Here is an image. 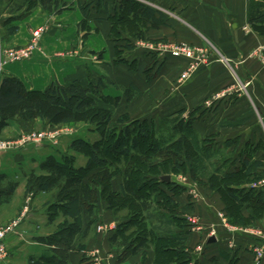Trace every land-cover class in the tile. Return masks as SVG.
<instances>
[{"label": "rangeland", "instance_id": "1", "mask_svg": "<svg viewBox=\"0 0 264 264\" xmlns=\"http://www.w3.org/2000/svg\"><path fill=\"white\" fill-rule=\"evenodd\" d=\"M260 1L263 2L264 0H251L249 2L250 11L252 6ZM191 22L195 23V21ZM90 23H84L83 21L80 24L83 29L87 25L86 33L82 31L73 35V46L66 53L57 51L55 53L51 52L48 54L45 52V54H42V42L47 33V28H39L40 30L43 29L44 32L34 56L43 55V57L52 58L59 62L64 60V58L70 59L72 62L71 66L85 64V77L76 81L81 82L85 86L91 85L93 87L102 83L101 94L98 93L97 95L98 102L100 107L113 112L114 120L112 126L114 127L117 126L116 124L119 120H124V123L118 125L121 130L135 124L133 128L146 126L154 131L155 134H158L159 138L161 135L165 138L171 134L170 136L180 139L183 136L172 130V121L177 124L182 119L186 124L189 123L201 141H209L207 146L209 145L211 153L210 155H205L206 162L201 161L207 173L203 181H196L192 178V163L186 159L184 160L185 167L180 172L174 171L172 164L171 166L168 165L169 163L166 164L169 166L168 168L171 167L172 169L163 178L169 176L171 178L170 183L174 182L179 187L178 191L181 190L177 196L179 199L178 204L181 206L179 215L185 217L190 225H192L191 220H194L199 225L211 226V234L214 232V237L216 238L247 236L252 239L264 240V209L254 205L238 208L229 201L225 193L221 192L223 191L222 187H220V191L215 187L213 188L212 185L210 187L208 179V176L215 177L218 168L221 170V173L217 174L218 176L234 172L242 165L245 158L252 162L259 159L264 164V138L257 136V134L243 133L245 127L248 126L250 129V126L254 123L264 129V115L261 114L254 98L253 76L246 75L244 71L245 66H250L261 72L262 76L264 75V36L253 30L248 18L246 26H241L238 31V33L242 34L238 39L246 50L244 56L237 60L235 50L232 49L231 54H224L217 45L208 40L204 34L202 35L196 31L191 23L187 21L184 22L185 30L182 40L176 37H168L165 40L156 41L149 38L150 28L147 26H142L141 28L136 24L137 28L126 27L127 30H123L125 36L121 38L116 35V31L120 30L121 26H115L114 28V23L111 19L100 28ZM100 30L101 32L109 31L108 36L99 37L98 32ZM137 33L143 34V39L138 37ZM31 41L32 39L26 46L9 47L5 51L0 52V62L4 64L0 74V82L3 78L8 77L17 78L21 81L19 77L13 74L7 75L4 70L6 65H14L10 61L11 52L27 48ZM117 41L118 43L120 42V46H118ZM129 45L134 50L128 49ZM110 49H114V51ZM146 59H149L150 64L139 63V61ZM31 60H28V62H31ZM176 60H184L186 62L184 64H170ZM11 66L9 68L14 67ZM36 67L41 68L40 66ZM54 67L57 69L53 72L58 74V76L64 73L63 70L65 69L63 67ZM211 73L213 76H211ZM34 74L33 72L30 73L27 81H30ZM209 78H211V85L205 82ZM220 78L223 80L221 81L222 83L218 82ZM76 81H71L65 85ZM216 81L217 83H215ZM196 82H198L201 92L209 91L205 94L203 102H201L203 105L196 109L192 108L191 111L180 110L182 96L187 97L189 90L195 87ZM52 83L59 82L55 80ZM127 91H131L134 97L130 103L125 95ZM116 98L121 99V103L117 107L115 106ZM37 123L34 130L31 131L48 134L50 136L48 140L40 145H25L20 150H9L8 152H0V154L19 155L22 151H32L35 148L43 147L39 151L40 156L44 158L40 166L50 159L63 162L72 158L75 160L74 166L79 169L86 167L88 157L85 154H79L74 151L71 148L72 145L79 141L94 144L101 140V136L94 125L65 124L52 126L48 122ZM185 123L184 125H186ZM8 131L10 133L0 134V143L11 145L21 135L31 132L26 131L18 135V133ZM256 136L261 139L258 140ZM228 142L233 145L230 148H225ZM146 146H150L149 142ZM203 149L201 152L202 156L205 152V149ZM182 156L186 157L185 150L182 151ZM110 160L119 171L112 181L111 190L121 192L125 179V168L129 165V160L123 159L120 154L112 156ZM226 160L230 161H227L226 165H224ZM162 163L164 162L160 159L153 164L158 166ZM258 173L261 174V178L252 175L249 181L242 184L241 187L254 190L257 194H262L264 197V175H262L264 171L261 169ZM152 174L160 176L163 173L157 169ZM135 182H132L133 185H136ZM146 190L144 192H147ZM150 190L153 200L164 201V197L159 196L155 191L156 189L151 188ZM37 192V190L33 189L27 193L21 211L17 215H23L26 206L30 208L33 197L37 195ZM56 196L57 192L53 193V198ZM53 198L50 197L49 199L52 200ZM135 203L136 205L138 204L137 201ZM154 209L156 208L153 207ZM202 209L205 211L204 215L200 212ZM105 215L116 219L129 217L128 213L115 216L112 211L107 209V204L102 198L101 209L95 225L98 236L106 233L112 236L109 231L111 224L105 221ZM18 218L16 216L9 223ZM93 233H95V230ZM91 238H93V234L83 243L85 245L84 251L90 252L91 247L94 246L93 244L95 243H92ZM80 244L81 241H78L76 248L80 249ZM149 249L152 248L150 247ZM255 260L256 255L254 253V262ZM7 264H12V262L7 261Z\"/></svg>", "mask_w": 264, "mask_h": 264}, {"label": "trees", "instance_id": "2", "mask_svg": "<svg viewBox=\"0 0 264 264\" xmlns=\"http://www.w3.org/2000/svg\"><path fill=\"white\" fill-rule=\"evenodd\" d=\"M41 5L44 10H51L58 5V0H42ZM111 20L114 28L121 26L122 31H126V27L137 28L136 24L141 28L149 25L151 29L157 30L166 26L168 18L163 12L149 6L132 0H123L120 15ZM249 24L256 33L264 36V1L252 6ZM116 32V35L122 38L119 31ZM137 34L143 39V34ZM128 49L134 48L129 45ZM100 88L102 83L93 87L76 81L68 85L52 83L44 91H30L17 78H3L0 82V134L11 120L17 119L21 122L41 120L52 126L94 125L101 136V140L94 144L79 141L72 145L74 151L88 157L85 168L77 169L72 158L63 162L50 159L41 167L45 175L32 177L29 181L30 190L33 186L40 192H57L59 201L57 209L60 208L66 217V221L58 228L49 244L55 247L58 254L56 264H70V254L78 241H81L80 251L85 248L83 243L95 230L102 198L107 204V209L115 216L122 213H128L129 216L118 218L121 225L110 238V245L113 248L122 249L123 255L128 256L135 255L140 249L151 247L157 253V262L160 260L164 263L176 258L178 264H188L191 259L185 252L184 245L192 233L191 225L187 223L185 217L179 215L181 206L178 204L177 196L181 190L178 191L179 187L174 182L164 181L163 176L171 171L172 168H168L171 164L174 171H182L186 159L192 163V178L203 181L207 173L201 161L206 162L205 155L211 153L209 145L207 146L209 141H201L194 128L182 119L177 124H174V121L171 124L175 133L182 134L183 137L180 139L170 136L171 134L165 138L159 134L161 135L159 138L158 134L146 126L133 128L135 124L121 130L118 125L124 123V120H119L114 127L113 112L99 105L97 95ZM125 95L129 103L133 101L131 91H127ZM120 103L121 99L116 98L115 106H119ZM148 142L149 147L146 146ZM232 145L228 143L225 148ZM202 149L205 151L203 156ZM183 150L186 153L185 158L182 156ZM116 154L129 160L121 192L111 190L112 181L119 173L116 165L110 160ZM160 159L164 163L155 166L153 163ZM227 161L230 160H226L224 165ZM157 169L163 174L153 175ZM261 169L264 171L262 160L256 159L252 162L245 158L234 172L218 176L217 174L221 173L218 168L215 177L208 176L209 185L219 191L222 187L221 192L225 193L229 201L238 208L254 205L264 209L262 194L241 187L252 175L261 178V174L258 173ZM133 181L139 182L133 185ZM2 182L3 179L0 178V188ZM151 188L156 189L158 195L164 197V201L153 200ZM15 189L16 185L9 183L6 194L0 191V201L5 195L11 198ZM145 190L147 192H144ZM153 207L156 209L153 210ZM84 214L90 218L86 228H83Z\"/></svg>", "mask_w": 264, "mask_h": 264}, {"label": "crops", "instance_id": "3", "mask_svg": "<svg viewBox=\"0 0 264 264\" xmlns=\"http://www.w3.org/2000/svg\"><path fill=\"white\" fill-rule=\"evenodd\" d=\"M41 1L0 0V52L9 47L26 46L33 38L35 31L41 27H46L47 33L42 42V54L57 51L66 53L73 46L72 36L82 31L86 33L87 25L85 29L80 25L83 21L84 23L91 22L99 28L104 26L111 18L120 15L123 0H58V5H55L51 10H44ZM132 1L163 12L168 18L166 26H162L160 29H151L147 25L150 28L149 38L153 41L165 40L168 37H176L182 40L185 30L184 22L187 21L196 31L204 34L208 40L217 45L224 54H231L233 49L237 54V60L244 56L246 49L243 48L244 45L242 46L238 39L242 35L238 31L241 26L244 27L247 24L251 0ZM191 21H195V23L193 24ZM118 31L121 36H125L122 29ZM108 34L109 31L101 32L100 30L98 32L99 37H107ZM119 43L117 41L118 46H120ZM110 50L114 51V49ZM185 62L184 60H176L170 64H184ZM139 63L150 64L149 59L141 60ZM12 64L14 65H6L4 72L7 75L13 74L19 77L21 81L24 80L26 89L30 91L45 90L55 80L63 85L71 81L81 80L86 73L85 64L71 66L70 59L64 58L59 62L52 58L43 57V55L34 56L31 62ZM9 66L14 67L9 68ZM54 66L63 67L64 73L61 76L55 74L53 71L57 68ZM244 71L246 75L253 76L254 98L261 114L264 115V75L262 76L261 72L250 66H245ZM32 72L35 73L33 78L27 81ZM211 76H213L212 73ZM221 81L223 80L220 78L218 82L222 83ZM205 82L211 85V78ZM208 92H201L199 84L196 82L195 87L189 90L187 97L182 96L180 110L191 111L192 108L196 109L202 106L201 102ZM241 113L243 114V112ZM37 122L43 123L41 120L21 122L13 119L2 133L10 130L19 135L34 130ZM244 132L252 135L257 134V136L264 138V129L256 123L252 124L250 129L248 126L245 127ZM257 139L261 138L257 137ZM228 143L231 144V142ZM42 148H35L32 151L25 150L19 155L0 154V178L3 179L0 191L6 194L9 183L16 185L11 198L5 195L3 196L5 198L0 201V226L9 223L16 216L19 217L17 214L21 211L27 193L34 189L33 186L31 190L29 189L30 179L45 175L41 169L42 166H40L44 160L39 154ZM37 191V195L33 197L30 206V212L25 216L17 234H13L7 239L9 261L12 264H56L58 262L55 247L49 244L58 228L66 221V217L60 208L57 209L59 201L57 196L53 198L55 192ZM50 197L53 199L50 200ZM10 210L12 211L9 212ZM200 212L202 215L205 214L203 209ZM104 217L105 221L111 224L109 231L113 235L121 225V220L108 215ZM89 219V216L84 214L83 228L87 227ZM199 226L200 228H194L191 225L192 233L184 245L185 252L191 259L188 264H253L254 249L260 246L264 248V240L252 239L247 236L214 237L215 242L211 243L213 238L209 236L211 226L202 224ZM110 238L111 236L107 233L98 236L95 229L93 238H91L92 243L95 244H93L94 246L91 245L90 252L80 251L75 245L70 254V264H178L176 258L164 261V263L160 260L157 262V253L153 249H140L135 255L127 256L126 254L124 256L122 249L113 248L110 245ZM0 264H7V262L0 261Z\"/></svg>", "mask_w": 264, "mask_h": 264}, {"label": "built area", "instance_id": "4", "mask_svg": "<svg viewBox=\"0 0 264 264\" xmlns=\"http://www.w3.org/2000/svg\"><path fill=\"white\" fill-rule=\"evenodd\" d=\"M43 29H39L34 32L33 38L31 41V44L27 48H23L21 50H17L14 52H11L10 55V61L11 63H21L28 60H31L34 57V53L39 47V42L43 35ZM184 51V49H183ZM190 55V54H189ZM4 64L0 62V74L1 70L3 69ZM49 135L43 132H36L31 131L27 134L21 135L15 142L9 144H2L0 143V152H8L9 150H20L25 145H40L44 143L46 140L49 139ZM10 147V148H8ZM30 208L26 206L24 208L23 215L19 216V218L15 221L10 222L9 224L3 225L0 227V261L1 262H7L10 259V254L7 247V239L9 236L13 234H17L19 227L21 226V223L23 222L26 214L29 212ZM192 221V227L194 228H200L199 224L196 223V221ZM215 233L213 232L209 236L214 237ZM254 253L256 255V260L254 264H264V249L263 248H255Z\"/></svg>", "mask_w": 264, "mask_h": 264}, {"label": "water", "instance_id": "5", "mask_svg": "<svg viewBox=\"0 0 264 264\" xmlns=\"http://www.w3.org/2000/svg\"><path fill=\"white\" fill-rule=\"evenodd\" d=\"M163 180L167 181V182H170L171 181V178L169 176H166L163 178ZM215 242V238H212L211 239V243H214Z\"/></svg>", "mask_w": 264, "mask_h": 264}]
</instances>
